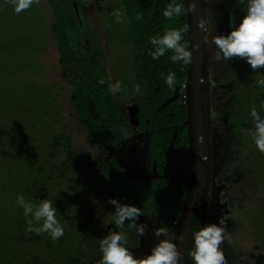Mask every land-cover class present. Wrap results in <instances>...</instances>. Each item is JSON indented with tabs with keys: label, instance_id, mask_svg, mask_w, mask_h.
Instances as JSON below:
<instances>
[{
	"label": "flooded vegetation",
	"instance_id": "af4514ba",
	"mask_svg": "<svg viewBox=\"0 0 264 264\" xmlns=\"http://www.w3.org/2000/svg\"><path fill=\"white\" fill-rule=\"evenodd\" d=\"M120 1L121 0H71L76 15V27L78 29L75 34V41L78 40L79 37L82 38L86 57H91L92 54L101 57L99 68H97V71L95 72L90 65V62H87L80 57L75 43L72 53L79 58L82 63L86 64L96 76H99L102 73L103 75H107L110 82H115L111 75V73H115L116 81L119 80L122 82V92L117 95L110 93L112 104H103L102 106L104 107L101 108V111L92 98L88 99V105L92 113L99 119L100 128L103 133L107 134L110 129V121L107 112H109V110L112 111L114 119L118 123V126L115 127L118 136H111L108 140L95 139L88 127L81 123L75 109H73V112L71 113L72 120L77 122V124L79 123L81 127L83 126L86 131L83 143H81L79 149H74L69 144L71 137V135H69L70 133L64 130L57 132L55 125L46 122L44 119L46 115L56 116V109L60 108L61 110V106L59 105H57L58 107L55 106V109L51 107L52 102L56 103L55 98L52 97L53 94L45 97L48 102L46 103V106H44V104L40 105V107H43V109H40V113L37 115L35 114L33 117L31 116L30 119H25L23 122L19 120L18 123L15 121L16 118L7 112V115L2 112L0 115V121L5 122V126L0 127V133L7 136V143L9 144L10 153L14 162L18 164V168L26 166L24 170H17V172L20 173V177L25 178L26 176L28 177L27 181H31V187L27 188L28 185L24 186V188H27V192H24V188L20 189L18 192L22 193L26 199H33L29 197V190L33 187L34 182L44 183L46 180L50 179L51 175L53 176V170L51 169L52 165H50L49 162L51 156L50 148H54L57 153V158L59 157L58 152L60 149H63L64 151L67 150V152L64 153L65 155L62 154L63 157L60 159H68V164L64 167V171L54 174L56 177L59 176V178H61L58 180L60 185L55 186L58 194L54 192V198L52 199L54 200V203L59 199V203H61L62 206L64 204L66 205L64 207L66 217L61 218L60 221L64 228H68V213L71 214V226L76 232H80L79 240L82 244H78V251L75 256L68 257V255H66L67 260L65 262L72 260L73 257H77L81 264H99L101 253L99 252L98 238L107 234L109 229L116 230L114 224L109 223L108 225H104L102 222V219H106L108 212L114 211V206L109 203V198L115 197L116 194L115 187L112 185L114 175L121 174L122 178L125 180L122 172L124 171L126 173L127 180H125L126 183L124 182V186H127L129 190L131 189L129 194L131 193L132 197L134 196L133 198H136L138 191L141 192V189L138 188V183L140 181L153 178L156 180L160 178L163 179L167 175L168 168H170L169 151L175 147L178 139L180 140V143L183 142L185 131L187 135V125L185 124L187 118V103L186 100L180 101L181 94L185 92V81L184 84L176 89L175 94L167 99H165L161 87L157 89V96L153 99H146L142 97L143 93L138 94L133 89V86L140 80L137 78L136 74V54L138 53V50H140L137 45L136 33L139 36L140 23H142V19H144H137L136 13H140V4L146 2L144 3V5H146L150 0L132 1L134 15L132 16L131 21L128 24V21L125 18V20L121 22V25L119 24V31H121L126 24L127 28H131V31L129 32L130 35H127L130 37L129 39H126V36L125 42L122 41L124 39H121L118 43H115L117 34L114 32L113 35H109L107 37V47L112 53V69H108V65L104 62L105 57H102L104 54H101L100 52V49L103 48V43H101L99 30L96 26V21H98L96 19L98 17L102 22L103 14L111 10V2H115L114 4L117 3V5L119 4L118 6L120 7ZM67 2L68 0L64 2L63 5L68 6ZM197 2L199 24L202 34L201 105L203 87L205 82H208L211 105L209 110V127L211 145L214 149L213 160L215 161L217 177L225 186V193L228 202L227 216L230 221L229 226L226 228V241L222 247V251L227 264H244L245 262H248L247 253L242 250L240 240L235 235L236 232L234 229H236L238 223H240L239 218H237L238 215L236 214L240 209L237 205V203H239L238 199H240L245 193L244 191L241 192L242 184L247 182L250 178L257 181L260 185L261 181L264 180L261 175L258 173L256 174V171L264 162V153H261L256 149L251 136L247 134L254 131V122L251 118L253 107H255L256 111L262 117H264V89L258 87L255 74L250 65H248L244 59L236 57L229 61H217L214 59L215 46L213 45L210 47L206 45L203 40L204 29L206 28H212L214 31L223 33L230 31V23L239 22V19L243 14L241 9L244 6L237 4L235 0H197ZM166 4L167 3L163 4L161 7L163 8ZM33 5L36 6V9L33 12L27 13L28 15L25 19L28 21L30 19L37 20L40 34L43 35L38 38H49V43L44 47L43 51L34 52L29 49L30 58L35 60V57L39 53L47 50L53 37L55 38L56 47H58V45L54 33L55 14L51 8L50 0H47V5L52 11L53 33L49 31V26L46 22L49 19L50 14L45 8V5L43 3H34ZM93 12L98 13V16H95ZM43 14H45V16L43 17L41 24L40 18ZM2 32L4 31H0V34H2ZM58 50L64 67L65 76L66 66L62 60L59 47ZM144 51L146 52V50ZM204 51L206 53V63L208 65L207 81L203 75L205 63ZM1 52V54L4 55L7 51L3 49ZM23 52L24 51H20L19 54L23 55ZM1 54L0 56H2ZM7 55L8 52L6 56ZM0 60H2V57H0ZM35 61L40 64L37 59ZM120 61H122L121 63L123 67L115 65L119 64ZM16 63H18V61ZM23 64L24 62H21L20 60L18 65H8L6 66V69L11 67V70H16L17 66L23 67ZM17 71L22 70L18 69ZM13 76L14 79H17L22 83L24 82L23 77L21 79L16 78L14 73ZM35 82L38 86H41L38 80L35 79ZM67 84L72 93V100H74L73 90L68 82ZM159 84L161 85V82H159ZM6 94L9 96L8 92H6ZM160 96L164 97V99L162 100V97ZM169 103H172L170 109ZM177 104H186V118L182 121L180 119L177 120V116H175L178 113V111L174 110V107L177 106ZM48 108L54 110V114H50ZM105 108H107L106 111ZM173 118L176 121L172 123V139L169 147L168 120H172ZM27 122L29 123L28 125H26ZM9 124H13V126L10 127ZM40 126L42 127L44 134L52 133L53 135H57L64 133L68 135V140L66 142L60 141V143L55 146L37 145L39 134V131L37 130H39ZM30 134L32 135L31 139L28 137ZM201 139L200 116V147ZM121 143H123V146L130 145V149L125 147L121 149V153H109L110 148L117 147ZM132 147H134V149ZM138 149H142L143 151H139ZM25 151L30 154L27 155ZM126 151L128 152V155H130L129 153L133 154V161L130 159V166H127L121 160L119 161V159H117V157L119 158L120 156H123ZM141 152H144V156ZM140 156H143V162L140 167L141 170H137V164L141 161ZM24 159L27 160V164L24 163ZM201 159L203 160L202 151ZM54 167L57 168L59 166L54 165ZM129 169L134 170L135 172L133 171L134 173L130 174ZM13 170V168L10 169V171ZM25 172L28 173L29 176L25 175ZM14 185L20 187L22 186V183L20 182L19 184H16L15 182ZM64 186L66 189L62 188ZM201 188L198 201L200 212ZM68 192H70L69 209ZM59 194L62 195L63 199H67L63 201ZM14 195L16 196V194ZM138 198V200H132L131 202L141 208L142 192ZM7 214L8 213L5 212V215ZM12 215H16L14 223L8 224L7 220L4 221V224L2 225L0 222V242L8 243L10 241L8 237L10 236L11 229L20 220V216L23 217V209L18 207ZM141 216H147L149 218L152 228L156 227V220L158 221V225L160 222L167 224L170 236H173L178 216L174 218L172 216H161L150 213H143ZM21 220L22 223H24L25 220L23 221L22 218ZM124 231L127 235L128 246L130 247V250L133 251L137 248L138 233L134 229H129L127 227V220ZM39 242L40 243L37 242L36 244L38 246L37 248L41 250V256H44L45 253H48L47 248L49 247L44 246L42 250L40 249L42 247L40 246L42 241L39 240ZM186 244L187 239L182 253L181 264H184V262L186 263V261L191 258L186 252ZM133 254L138 256L135 253Z\"/></svg>",
	"mask_w": 264,
	"mask_h": 264
},
{
	"label": "rangeland",
	"instance_id": "374dc122",
	"mask_svg": "<svg viewBox=\"0 0 264 264\" xmlns=\"http://www.w3.org/2000/svg\"><path fill=\"white\" fill-rule=\"evenodd\" d=\"M38 3H43L45 8L47 9L48 13L50 14L49 19L46 21L47 25L49 26V31L53 33L52 25H53V17L52 11L50 7L47 5V0H39ZM111 2L110 5L111 10L107 11L103 14L102 22L97 17L96 26L99 30V36L101 39V43H103V48L100 49L101 54H104L102 57H105V63L108 65V69H112V53L110 49L107 47V37L109 35H113L114 32L117 34L115 43H118L119 40L123 42L126 41L125 37L129 33V28H127V24L123 26L121 31H119V24L121 22H117L112 15L113 10L119 9L123 12L122 6H118L117 3ZM71 3L68 2V6ZM36 9L35 5H32L29 9L22 11L21 13L17 14L13 11L12 6L8 3V0H0V31L2 32L0 38L3 39L5 43H12L10 39L14 38L16 42L19 44L18 39H22L25 37L26 45H18L17 47L20 48L26 53V50H33L36 51L39 46V36H43L40 34L39 28L37 26V20L30 19L29 21L27 18V13L33 12ZM81 10V8H80ZM81 13V12H80ZM124 13V12H123ZM82 14V13H81ZM95 16H98V13H94ZM45 14L41 15L40 23L42 24L43 17ZM125 20V16H124ZM123 20V21H124ZM1 23L3 25L1 26ZM205 25V24H204ZM40 27V26H39ZM4 29V30H3ZM9 34H13L11 36ZM6 35V36H4ZM119 35V36H118ZM4 36V37H2ZM12 37V38H11ZM36 37V39H35ZM31 38L33 39L31 44ZM35 40V43H34ZM82 38H78L74 43L77 47L80 57L87 62H90V65L93 67L94 71H97L99 68L101 57L96 56L95 54L91 55V57L87 56L84 52L82 42ZM1 43H3L0 40ZM13 44V43H12ZM125 44V43H124ZM26 46L27 49L23 48ZM16 50V49H14ZM103 50V52H102ZM9 52V51H8ZM23 52V53H24ZM0 49V54H1ZM91 53V52H90ZM7 52L2 57V61H0V105L6 108L5 110L0 109V113L10 114L14 116L19 123L20 121H24L25 119H30L31 116L33 117L35 114L37 115L40 113V105L46 103L48 100L44 101V103L39 102L41 100L40 96H38V92L31 94L30 96H25L23 94H19L15 90H23L26 93L29 89L33 88L31 85L23 84L22 82L14 79L12 70L6 69V66L10 65L8 63L9 57L6 56ZM2 55V54H1ZM38 60L41 64V68L39 70V75L31 74V69H25V73L17 70H13L16 78L23 77V83L32 82L38 80V82L42 85L40 89L43 95L50 96L53 94L52 97L55 98L56 103L52 102L51 107L55 109V106L59 105L60 108L56 109V113L52 116H45V121L50 122L55 125L57 132L59 131H67L68 132V122L71 123L72 128L75 127L76 122L72 120H68V104L71 102L72 93L68 88V84L65 80L64 76V67L59 55L58 47L55 45V38H52L51 44H49L47 50L44 52L39 53L35 60ZM122 61L119 64H115L116 66H122ZM204 70L203 75L204 78L208 76V65L206 63V53L204 51ZM10 67V66H9ZM119 67V66H118ZM112 71V70H111ZM125 73V72H124ZM112 78L116 81L115 73H111ZM44 84V85H43ZM46 85V86H45ZM11 86V87H9ZM10 89H9V88ZM12 90L10 95L7 96L6 92ZM37 94V95H36ZM36 95V96H35ZM184 101V94L181 96V100ZM36 105V106H35ZM39 105V106H38ZM201 151H202V169H201V178H202V188H201V213H202V224L208 223H219L220 219H224L226 228L229 226L230 221L228 219V202L227 196L225 193V186L219 181L217 174H216V166L215 161L213 160V147L211 145V138H210V127H209V110H210V93H209V85L208 82H205L203 91H202V105H201ZM58 107V106H57ZM48 112L54 114V110L48 108ZM1 113V114H2ZM42 113V112H41ZM0 114V115H1ZM7 115V114H6ZM6 121V119H5ZM79 130V129H78ZM39 134H38V142L37 145L42 146H50V145H57L61 142H66L68 140V135L61 133L57 135H53L52 133L44 134L42 131V127H39ZM82 140L85 138L84 132L80 131ZM80 143H75L72 145L74 149H79ZM60 147V146H58ZM127 147L130 149V145L123 146V143L119 144L117 147H113L109 149V153L115 152V154L121 153V149ZM134 149V147H132ZM131 148V149H132ZM51 149V156H50V165H52L51 169L53 170V176L51 175L50 179L46 180L44 183H36L29 190V197L33 198L34 200H39L41 198H54V192L57 193L55 186H59V176H55L54 174L60 173L64 171V167L68 164V159H60L62 158V154L67 152V150L60 149L58 152L59 159L57 158V153L55 152L54 148ZM139 151L142 149H138ZM129 151V150H128ZM143 151V150H142ZM27 155L30 153L25 151ZM143 153L144 156V152ZM126 151L123 156H120L119 161L121 160L127 166H130V159H132L131 153ZM65 155V154H64ZM131 156V157H130ZM143 156H140L141 161L137 164L136 169H140ZM59 166V167H54ZM131 168V167H130ZM132 169V168H131ZM129 169V173H134V170ZM141 170V169H140ZM134 171V172H133ZM261 175L264 178V162L256 171V174ZM55 176V177H54ZM58 178V179H57ZM241 187V192L244 191L245 193L242 195L240 199H238L237 205L240 208L236 215L239 218L240 223L234 231L236 232L235 235L240 240L241 248L243 251L247 253V260L244 264H264V180L261 181V185L258 184L257 181L252 180L250 178L247 182H244ZM13 187V185H12ZM66 189V187H62ZM68 192V209L70 208V199ZM59 196L63 199L62 195ZM56 198V197H55ZM59 199L55 202V206L58 210L57 216L59 219L66 217L65 215V204L62 206L59 203ZM9 208V207H8ZM249 208V209H247ZM11 211L8 210V213ZM25 220V217L20 216V220L15 224V226L11 229L10 236L8 239L10 241L0 242V264H62L67 260L68 257L75 256L78 251V244H82L79 240L80 232H76L75 229L71 226V214L68 213V228H64V235L60 237L58 240L53 241L46 233L36 234L31 232L27 229L26 220L22 223V220ZM89 220V219H88ZM146 223L148 224V229H146L143 236L137 235V248H135L132 252L137 254L138 256L146 255L150 250L152 245L155 243V238L151 232L152 226L149 218L147 216H140L137 223ZM156 226H158V221L156 220ZM202 225V226H203ZM39 240L42 241V246L40 249L43 250V247L47 248V254L41 256V250L37 247V242ZM57 258V259H56ZM258 259V260H257ZM257 261V262H256Z\"/></svg>",
	"mask_w": 264,
	"mask_h": 264
},
{
	"label": "trees",
	"instance_id": "16d2710c",
	"mask_svg": "<svg viewBox=\"0 0 264 264\" xmlns=\"http://www.w3.org/2000/svg\"><path fill=\"white\" fill-rule=\"evenodd\" d=\"M66 1L67 0H50V5L55 14L54 33L57 40V45L61 51L62 60L64 61L66 66L65 79L70 84L74 93V109L81 123L88 127L92 136L95 139L108 140L111 136H118L117 132L115 131V127L118 126V123L117 121H115L112 111L109 110V112H107V115L110 121V129L107 134L103 133L100 128L99 119L92 113L88 105V99L92 98V100H94L95 104L100 109V111L101 108L104 107L102 106L103 104H112L110 92L108 91V84L110 83V80L107 75H103L102 73L99 76H96L86 64L82 63V61L72 53L75 41V34L77 33L78 29L76 27V15L72 2L71 0H68V2L71 4L70 6H65L63 5V3ZM132 1L133 0L120 1L124 16L127 19L128 24L131 21L132 16L134 15ZM169 2L170 0H150L149 2H147L146 5H144V3L146 2H143L139 5L141 18L144 19H142V23H140L139 36L136 33L137 45L140 49L136 54V74L137 78L140 79L138 82L142 87V97L146 99L155 98L157 96L156 91L160 87L164 92L165 99L172 97L175 94L176 89L182 84H184L187 74V64H184L182 61L173 63L169 59V55L171 54L170 51L166 52V54L160 57L158 60H153L147 54V49L152 47L149 40L150 36L155 35L157 33L162 34L168 27L182 26L183 24L187 23L186 11L183 12L179 18H173L171 20H168L163 17L162 10L165 5L163 6V8L161 6ZM183 2L185 6V1L183 0ZM2 25L3 23H1V26ZM130 31L131 28L129 29V32ZM9 35L14 36L13 34ZM128 35H130V33H128ZM25 37H23L22 39H18L19 44L12 37V39L10 40L13 44L10 42L5 43L3 39L0 38V40L3 42H0V49H4L7 52L9 51L7 56L9 57L8 63L10 64V66L18 65L19 61L21 60V62H24V64L22 65L23 67L17 66L18 69L22 70L21 72L25 73V69H31V74L39 75L41 65L37 61L32 60L30 58L29 50H26L27 55L25 54V52L23 55L19 54L20 48H18L17 46H20L21 44L26 45ZM129 37L130 36H127L126 39H129ZM39 40V46L34 52L43 51L44 47L49 43L48 37L39 38ZM184 40L187 42V32L184 34ZM30 41L32 44L33 39L31 38ZM23 48L27 49L26 46H24ZM144 50H146V52ZM0 57H3V55ZM17 61L18 63H16ZM17 68L16 70H18ZM169 71H174L176 73L177 83L173 88L167 87L163 79V77L167 75ZM12 73H14L13 70ZM12 77L14 78V76ZM100 78H103L105 80V84L101 85L98 83V80ZM159 82H161V85L159 84ZM23 84L31 85L33 90L29 89L27 93L22 89L15 90L18 92V95L23 94L25 96H30L31 94L38 92V96H40L41 98V100H39L38 102L43 101L42 103H44V101L46 100V96L43 95L44 93L41 92L42 89L40 88L42 85L38 86L35 81H32L31 83H22V85ZM10 92L13 91H8V94ZM184 93H182L181 96ZM9 96L13 95L9 94ZM164 97H162V100L164 99ZM171 107L172 103H169V109ZM0 109L5 110L6 108L4 107V105L3 107L0 105ZM40 109H43V107H40ZM106 109L107 108H105V111ZM174 110L178 111V115L180 113L179 116L177 114L175 115L177 116V120L180 119L182 121L186 118V104H177V106L174 107ZM174 121H176L174 120V118L172 120H168V144L170 143L169 147L171 145L172 139L171 128L172 123ZM28 124L29 123L27 122L26 125ZM2 126H5V122L0 121V127ZM9 126L12 127L13 124H9ZM28 137L29 139H31L32 135L30 134ZM7 141V136L0 133V219L3 218L2 220H0V222L2 225L4 224V221L7 220L8 224L14 223L16 215L13 216L12 213L15 212V210L19 207L15 202L17 193L20 191V189H23L25 185H28L27 188L31 187V181H27L28 177H20V173L17 172V170H24L26 166L18 168V164L14 162V159L10 153V148ZM182 143H180V140L178 139L175 144V147L172 150L169 151L168 148L170 154V168H168V171L166 173L167 175L163 179H144L138 183V188H140L142 192V204L140 208L142 213L158 214L161 216H172L174 218L178 216L184 200L188 179V151L186 131L183 135ZM24 160V163L27 164V160ZM11 168H13L14 170L10 171ZM122 173L125 177V180H127L126 173L124 171ZM25 175L29 176V174L26 172ZM125 180L122 178L121 174L114 175L112 185L115 187L116 190L115 197H117L122 203L133 204L131 201L138 200V197L140 196L141 192L138 191L136 198H133L134 196L132 197V194H129L131 189L129 190L127 186H124ZM15 182L16 184H19L21 182L22 186H15ZM27 188L23 189L24 192H27ZM14 194H16V196ZM128 195L130 196V198ZM8 210H10L11 212L8 213ZM5 212L8 214L5 215ZM201 226V212L200 206L198 204L187 238L186 252L188 254L192 247V233ZM63 264L81 263L80 260L77 259V257H73L72 260L64 262ZM184 264H192V259L189 258L186 263L184 262Z\"/></svg>",
	"mask_w": 264,
	"mask_h": 264
},
{
	"label": "clouds",
	"instance_id": "9594fccd",
	"mask_svg": "<svg viewBox=\"0 0 264 264\" xmlns=\"http://www.w3.org/2000/svg\"><path fill=\"white\" fill-rule=\"evenodd\" d=\"M39 0H8L15 13L29 9ZM243 5L239 22L230 23V31L227 33L214 31L212 28L204 29L203 40L208 46H215L214 59L217 61H229L232 58H242L255 74L259 88L264 89V0H235ZM194 6V5H192ZM183 0H170L162 10L163 17L171 20L179 18L185 12ZM117 22H123L124 13L115 9L112 12ZM136 18H141V13H136ZM189 31V25L168 27L160 34L149 37L151 48L147 54L158 60L166 52H171L169 59L173 63L182 61L188 64L191 59V51L184 40V34ZM167 87H175L176 73L169 71L163 77ZM98 83L103 85L105 80L100 78ZM136 93L142 94L139 83L133 86ZM108 91L117 95L122 92V82L117 80L108 84ZM251 118L254 122V131L247 133L256 149L264 153V117L253 107ZM16 204L23 209V216L27 223V229L36 234L46 233L53 241L64 235V226L57 216V208L54 200L47 197L39 200L26 199L22 193L16 196ZM109 203L114 206V211L108 212L106 219H102L104 225L112 223L115 229H109L107 234L98 238L99 252L101 253L99 264H181L182 252L177 243L170 236L167 224L160 222L152 228L155 243L151 250L143 256H135L130 250L127 235L124 231L127 227L134 229L139 236H143L148 224L137 223L143 214L140 207L131 203H122L117 197H110ZM226 241V225L224 219L219 223H208L199 227L192 233V247L189 255L192 264H227L222 247Z\"/></svg>",
	"mask_w": 264,
	"mask_h": 264
},
{
	"label": "water",
	"instance_id": "95a60500",
	"mask_svg": "<svg viewBox=\"0 0 264 264\" xmlns=\"http://www.w3.org/2000/svg\"><path fill=\"white\" fill-rule=\"evenodd\" d=\"M187 24L189 25L188 48L191 59L187 65L185 95L187 103V140H188V181L181 210L175 223L172 238L183 253L201 188V147H200V116H201V64L202 34L199 24L197 0H185ZM194 5V6H192Z\"/></svg>",
	"mask_w": 264,
	"mask_h": 264
},
{
	"label": "crops",
	"instance_id": "0c3cea01",
	"mask_svg": "<svg viewBox=\"0 0 264 264\" xmlns=\"http://www.w3.org/2000/svg\"><path fill=\"white\" fill-rule=\"evenodd\" d=\"M73 100L71 99V102L68 104V120H72L71 118V113L73 112ZM73 121V120H72ZM77 124V122H76ZM79 129V130H78ZM80 131H83L84 136H85V130L83 128V126L81 127L80 124L78 123L77 125H75L74 128H72L71 123L68 122V132L70 133L69 135H71L70 137V141L69 144L72 146L75 143H83ZM87 135V134H86Z\"/></svg>",
	"mask_w": 264,
	"mask_h": 264
},
{
	"label": "built area",
	"instance_id": "2783aa9c",
	"mask_svg": "<svg viewBox=\"0 0 264 264\" xmlns=\"http://www.w3.org/2000/svg\"><path fill=\"white\" fill-rule=\"evenodd\" d=\"M185 98H186V95L184 94V100H185Z\"/></svg>",
	"mask_w": 264,
	"mask_h": 264
}]
</instances>
